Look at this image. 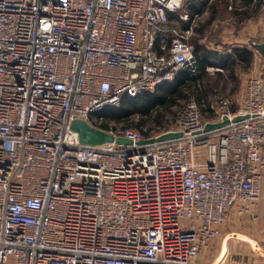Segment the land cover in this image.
Wrapping results in <instances>:
<instances>
[{"label": "built area", "instance_id": "built-area-1", "mask_svg": "<svg viewBox=\"0 0 264 264\" xmlns=\"http://www.w3.org/2000/svg\"><path fill=\"white\" fill-rule=\"evenodd\" d=\"M182 1L0 0V264H189L229 208L248 213L261 198L256 40L260 71L241 101L214 95L206 119L190 95L164 130L180 137L139 145L157 134L98 113L178 70L200 72L191 26H165ZM223 115L221 128L196 132ZM76 117L132 143H78Z\"/></svg>", "mask_w": 264, "mask_h": 264}, {"label": "crops", "instance_id": "crops-1", "mask_svg": "<svg viewBox=\"0 0 264 264\" xmlns=\"http://www.w3.org/2000/svg\"><path fill=\"white\" fill-rule=\"evenodd\" d=\"M184 13L186 20L179 17ZM165 26L179 30L191 26L188 37L196 61L204 54L206 60L218 61L229 54L235 56L237 47L251 51L252 39L259 42L264 38V0H183L178 10L169 13ZM251 52L250 65L259 60ZM236 65L228 76L235 75ZM205 66L215 68L216 74L225 69L216 63ZM260 197L251 212L238 214L229 208L219 226L220 234L210 238L189 264H264V191Z\"/></svg>", "mask_w": 264, "mask_h": 264}, {"label": "trees", "instance_id": "trees-1", "mask_svg": "<svg viewBox=\"0 0 264 264\" xmlns=\"http://www.w3.org/2000/svg\"><path fill=\"white\" fill-rule=\"evenodd\" d=\"M235 59L233 54H229L227 57H223L218 61H209L207 59V54L201 56V60L197 59V65L200 72L197 74H192L186 70H178L172 76L170 80H163L156 84L155 89L150 91H141L135 96H130L124 94L119 100V105L114 106L108 104V106L103 107L98 113L105 116L106 121L112 120L116 123L121 121L130 122L133 125H139L143 121L142 118H147L151 115L153 119V128L156 132L164 129H168L172 124L166 125L162 119L165 116V107H173L177 104L178 100H185L190 95H192L196 101L200 104L203 118H210L211 114L203 106L207 102L209 88L204 82V77L207 76L208 71L205 69L206 64H214L221 66L229 71L230 74L233 73L234 66L238 63L243 67H249L252 60V52L247 50L245 47H237L233 49ZM237 54V55H236ZM219 73V71H217ZM201 101V102H200ZM204 101V102H203ZM132 112H138L140 115V121H132L129 119V115ZM173 123V122H172ZM102 127L107 128V123L104 122L100 124ZM117 124L115 125V127ZM144 136H148L150 130H144L139 128Z\"/></svg>", "mask_w": 264, "mask_h": 264}, {"label": "rangeland", "instance_id": "rangeland-1", "mask_svg": "<svg viewBox=\"0 0 264 264\" xmlns=\"http://www.w3.org/2000/svg\"><path fill=\"white\" fill-rule=\"evenodd\" d=\"M259 71H260V67H259L258 58H256L255 62L247 68L240 66L239 64L236 65V73L234 76H228L227 69H224V71H222V73L220 74L213 73L215 72V70L208 71L207 76L204 77V82L206 85H208V88H209V92L207 96L208 100L213 98L214 95L222 93V94L228 95L231 101H233V103L240 102L241 101L240 99L242 98L244 94V81L246 77L248 78L249 76H252L253 74H258ZM177 102L178 103L173 105V107H169V108L165 107V110H164L165 116L162 119L164 120L166 125H170L172 124V122H174L173 118H174L175 113L184 104L183 99H180ZM152 113L154 112H151V115L148 116L147 118H144L143 116L142 118L143 121L139 125V128H142L144 130H150L149 134H157L159 132L166 130L164 129V130L156 132L153 128H150L151 124L153 125V119L151 118ZM129 119L132 121L139 122L140 115L138 112H132L129 115ZM263 191H264V187L262 189L261 194H263ZM196 258L197 257L193 258V260H191L190 263H192Z\"/></svg>", "mask_w": 264, "mask_h": 264}, {"label": "water", "instance_id": "water-1", "mask_svg": "<svg viewBox=\"0 0 264 264\" xmlns=\"http://www.w3.org/2000/svg\"><path fill=\"white\" fill-rule=\"evenodd\" d=\"M256 47L264 56V38L256 43ZM246 114H238L233 117L232 121H238L239 119L245 118ZM230 120L226 116H222L221 120H205L203 127L201 130H197L196 132H206L208 130H213L217 128H221L223 125L227 124ZM69 128L76 133V138L78 143L93 145L99 144L103 142L114 141L120 145H128L132 143V140L127 136L122 135H113L109 131L99 128L84 118L76 117L69 123ZM181 131L173 130V131H162L157 133L155 136L151 137H141V139L136 140V144L143 143H152L161 140L174 139L175 137H180Z\"/></svg>", "mask_w": 264, "mask_h": 264}]
</instances>
